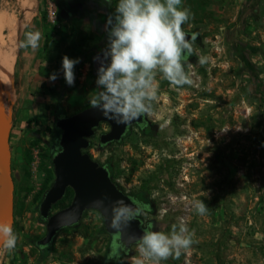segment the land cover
<instances>
[{
	"label": "rangeland",
	"instance_id": "1",
	"mask_svg": "<svg viewBox=\"0 0 264 264\" xmlns=\"http://www.w3.org/2000/svg\"><path fill=\"white\" fill-rule=\"evenodd\" d=\"M22 2L0 0V12L7 8L25 23L19 33L15 93L20 45L30 21ZM111 2L114 16L117 0ZM182 7L193 14L183 28L197 34L185 64L192 85L176 86L158 75L157 99L147 115L152 132L135 125L120 141L103 146L100 135L110 130L103 122L86 152L111 166L113 180L126 193L145 190L151 210L142 216L153 220L157 231L170 233L183 222L195 232L189 250L160 264H264V0H182ZM42 22L50 47L69 36L62 20L60 26L52 24L45 14ZM107 42L108 36L100 51ZM98 52L75 73L73 86L64 85L58 104L62 114L70 116L90 105L98 91L92 70ZM201 55L208 58L203 66L198 63ZM49 86L56 87L52 82ZM16 97L6 120L15 182L12 227L19 239L12 251L0 244V264H104L111 234L95 209L87 210L79 224L62 229L47 255L37 244L47 232L40 214L47 191L43 168L53 163L43 153H49L57 138L56 114L49 134L19 126L26 117ZM195 200L208 206L205 215L197 214ZM68 202H59L52 212ZM138 254L135 244L122 258L132 264Z\"/></svg>",
	"mask_w": 264,
	"mask_h": 264
},
{
	"label": "clouds",
	"instance_id": "2",
	"mask_svg": "<svg viewBox=\"0 0 264 264\" xmlns=\"http://www.w3.org/2000/svg\"><path fill=\"white\" fill-rule=\"evenodd\" d=\"M111 2V0H109ZM193 17L191 10L182 7V0H117L115 15L107 20L108 42L98 61L95 94L89 103L118 124H128L142 115L153 112L157 99L158 75L176 86L192 85L191 74L185 69L187 58L194 52L196 34L188 39L183 25ZM42 34L28 31L21 47L36 49ZM206 56H199L198 63H207ZM79 58L62 57V71L69 86L75 83V65ZM58 78L53 72L49 79ZM108 197L93 201L104 207ZM197 214L205 215L208 206L203 200L193 201ZM110 227L116 232L128 226L142 214L139 202L132 204L116 200L111 205ZM195 232L181 222L173 225L170 233L145 230L137 240L138 256L132 264H160L170 257L179 259L183 251L193 245ZM19 237L11 224L0 223V243L12 251Z\"/></svg>",
	"mask_w": 264,
	"mask_h": 264
},
{
	"label": "water",
	"instance_id": "3",
	"mask_svg": "<svg viewBox=\"0 0 264 264\" xmlns=\"http://www.w3.org/2000/svg\"><path fill=\"white\" fill-rule=\"evenodd\" d=\"M61 16L66 18L65 9H62ZM183 30L188 34V39L194 34L184 28ZM98 55H102V52L96 53L94 57ZM99 66L98 61L93 58V67L97 70ZM3 92L4 90L0 85V106L3 100ZM143 120L144 115L128 124H118L92 106L73 115L60 116L56 119V126L61 130L59 136L60 149L52 158L55 179L40 203V214L42 219L46 221L47 227L46 234L37 241L41 248L53 244L55 237L62 229L79 224L85 212L90 209L98 210L102 214L105 230L118 237L125 250H129L137 244L138 238L146 230L142 226L141 217L136 216L128 226L119 232L110 227L112 202L124 200L125 203L132 204L136 201L114 182L109 170L94 160L91 154L85 150L91 146V138L96 135L101 123L106 122L111 126L109 131L100 135V143L104 146L120 141L130 126L140 124ZM2 139L4 140L1 141ZM0 171L5 177V185L0 196V223L12 225L15 204L12 152L9 130L4 131L1 128ZM69 187L74 190L71 203L56 212H52L54 205L64 198ZM105 195L108 199L105 200L104 207L93 204V201L101 199Z\"/></svg>",
	"mask_w": 264,
	"mask_h": 264
},
{
	"label": "crops",
	"instance_id": "4",
	"mask_svg": "<svg viewBox=\"0 0 264 264\" xmlns=\"http://www.w3.org/2000/svg\"><path fill=\"white\" fill-rule=\"evenodd\" d=\"M37 7L33 17L25 25L22 41L28 31H39L42 34L39 47L36 49L20 46V72L17 74L19 86L16 98L20 111L26 119L19 126L35 127L41 134L51 133L52 121L62 96L65 82L62 71V57L79 58L74 73L81 69L95 51H100L108 36L107 20L113 16L112 2L109 0H36ZM51 1L61 16L65 9L66 18H62V29L68 30L69 36L58 46L47 45L44 36L42 18L46 13L44 4ZM44 36V37H43ZM21 41V42H22ZM56 72L58 78L53 82L49 76ZM52 82L56 87L49 86ZM31 120V123H28Z\"/></svg>",
	"mask_w": 264,
	"mask_h": 264
},
{
	"label": "bare ground",
	"instance_id": "5",
	"mask_svg": "<svg viewBox=\"0 0 264 264\" xmlns=\"http://www.w3.org/2000/svg\"><path fill=\"white\" fill-rule=\"evenodd\" d=\"M8 1V0H7ZM24 17H33L37 1L23 0ZM24 19V18H23ZM25 24V23H24ZM23 22L14 12L3 8L0 12V85L2 86L3 100L0 106V128L4 131L10 129L6 116L10 112L11 102L15 98L13 76L15 63L19 49V33L23 28ZM7 119V120H6ZM2 139L1 141H3ZM5 185V177L0 171V196ZM1 244V243H0Z\"/></svg>",
	"mask_w": 264,
	"mask_h": 264
},
{
	"label": "trees",
	"instance_id": "6",
	"mask_svg": "<svg viewBox=\"0 0 264 264\" xmlns=\"http://www.w3.org/2000/svg\"><path fill=\"white\" fill-rule=\"evenodd\" d=\"M59 19L62 20L60 14H59ZM188 59L189 58H187L186 63L188 62ZM92 70L97 73V70L93 67V64H92ZM90 106H91V104L88 105V106H86V108L87 107H90ZM60 111H61V109H58V111L56 112V118L54 120V125L56 127L57 132H58L57 138L55 139L54 143H52V148L49 151V153H47V152L43 153V156L46 157V158H48L50 160L51 166H52V158H53V155L60 149V147H59V136L61 134V130L59 128H57V126H56V119L58 117H60V116H67L66 114H62ZM77 112H79V111H77ZM77 112H75V113H77ZM31 122H32L31 120H28V123H31ZM141 130L144 133L152 132V129L151 128L141 129ZM130 131L131 130H128V132L125 134V136H127L130 133ZM28 158H29V160H31V157L30 156ZM105 167L109 170L110 175H111V177L113 179V171L111 169V166L108 164V165H105ZM43 169L46 172V176L44 178V187H45L44 189L48 191V189L51 187V185H52V183H53V181L55 179V177H54V169H53V166L52 167L45 166ZM73 196H74V190L71 187H69L67 189V192H66V195L64 196V198L59 201V202H61V201H65V200L69 199L68 204L64 205L62 208L68 206L71 203V201L73 199ZM130 196L133 197L134 199L142 202L143 204H145L147 206L146 208H147L148 211L151 210L149 196L145 192V190L140 191L136 195H130ZM58 203H56V204H58ZM86 212H85V214H86ZM51 246H52V244L50 246L45 247V248H41V247L40 248L42 249L43 253L45 255H47L50 252V250L52 249ZM126 255H128V250H125L124 249L123 244L119 241L118 237L111 235V242H110L109 247H108V250H107V254H106V258H105L104 264H121L119 262V259H121L123 256H126Z\"/></svg>",
	"mask_w": 264,
	"mask_h": 264
},
{
	"label": "flooded vegetation",
	"instance_id": "7",
	"mask_svg": "<svg viewBox=\"0 0 264 264\" xmlns=\"http://www.w3.org/2000/svg\"><path fill=\"white\" fill-rule=\"evenodd\" d=\"M194 34H196V33H194ZM196 38H197V34H196ZM99 52H102V50L99 51ZM188 58L190 59L191 56H189ZM189 59H188V60H189ZM135 125H137V126L140 127L141 129L151 128V129L153 130V128H154V125L149 121L147 115H144V120H143L142 123H140V124H135ZM135 125L130 126L129 130H131V127H133V126H135ZM109 127H111L110 124H109ZM120 188H121V186H120ZM121 189H122V188H121ZM132 198H133V197H132ZM133 199H134V198H133ZM134 201L139 202V204L143 206V212H142V214H143L145 211H148L147 208H146L147 206H146L145 204H143L142 202H140V201H138V200H136V199H134ZM142 214L139 215V217H141V219H142V226H143V228L146 229V230L157 231V228H156V224H155V222H154L153 220H145V219L143 218ZM119 262H120L121 264H128L127 262H125V261L123 260V258L119 259Z\"/></svg>",
	"mask_w": 264,
	"mask_h": 264
},
{
	"label": "built area",
	"instance_id": "8",
	"mask_svg": "<svg viewBox=\"0 0 264 264\" xmlns=\"http://www.w3.org/2000/svg\"><path fill=\"white\" fill-rule=\"evenodd\" d=\"M48 21L52 24L60 26V19H59V11L57 7L52 3L51 1L48 2L46 13ZM36 161L33 162V164L36 166Z\"/></svg>",
	"mask_w": 264,
	"mask_h": 264
}]
</instances>
